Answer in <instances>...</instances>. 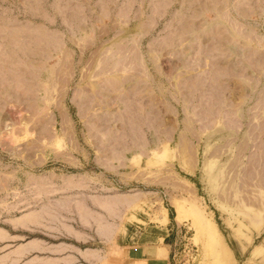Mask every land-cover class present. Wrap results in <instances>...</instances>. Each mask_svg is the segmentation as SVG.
I'll use <instances>...</instances> for the list:
<instances>
[{
  "label": "rangeland",
  "instance_id": "rangeland-1",
  "mask_svg": "<svg viewBox=\"0 0 264 264\" xmlns=\"http://www.w3.org/2000/svg\"><path fill=\"white\" fill-rule=\"evenodd\" d=\"M158 241L264 264V0H0V264Z\"/></svg>",
  "mask_w": 264,
  "mask_h": 264
},
{
  "label": "crops",
  "instance_id": "crops-1",
  "mask_svg": "<svg viewBox=\"0 0 264 264\" xmlns=\"http://www.w3.org/2000/svg\"><path fill=\"white\" fill-rule=\"evenodd\" d=\"M159 239L163 240V237ZM127 248L131 250L123 256V264H169L168 250L160 241L157 244L139 245L135 250H132V246H127Z\"/></svg>",
  "mask_w": 264,
  "mask_h": 264
},
{
  "label": "bare ground",
  "instance_id": "bare-ground-1",
  "mask_svg": "<svg viewBox=\"0 0 264 264\" xmlns=\"http://www.w3.org/2000/svg\"><path fill=\"white\" fill-rule=\"evenodd\" d=\"M213 224H214V223H213ZM210 225H211V224H210ZM212 229H214L213 231H214V233L216 234V235H215V234H214V235H215V237H216V239H217V241H218V244H219L220 248H221L222 251L224 252L225 256H226V257H229V254H230L229 249H228L227 246L223 243V241H222L220 235L216 232V230H215V228H213V226H212ZM222 251H221V252H222Z\"/></svg>",
  "mask_w": 264,
  "mask_h": 264
},
{
  "label": "trees",
  "instance_id": "trees-1",
  "mask_svg": "<svg viewBox=\"0 0 264 264\" xmlns=\"http://www.w3.org/2000/svg\"><path fill=\"white\" fill-rule=\"evenodd\" d=\"M170 218H172V215L170 216Z\"/></svg>",
  "mask_w": 264,
  "mask_h": 264
}]
</instances>
